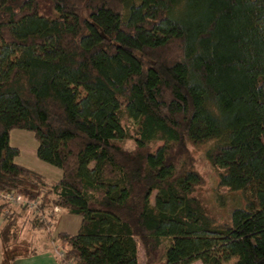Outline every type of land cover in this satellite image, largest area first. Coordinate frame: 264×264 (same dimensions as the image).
Instances as JSON below:
<instances>
[{
    "label": "trees",
    "instance_id": "1",
    "mask_svg": "<svg viewBox=\"0 0 264 264\" xmlns=\"http://www.w3.org/2000/svg\"><path fill=\"white\" fill-rule=\"evenodd\" d=\"M13 130L58 182L15 162ZM189 145L206 146L218 189L248 194L228 221L195 197ZM4 196L80 217L55 237L59 264H138V245L144 264H264V0H0L9 264L20 205Z\"/></svg>",
    "mask_w": 264,
    "mask_h": 264
},
{
    "label": "rangeland",
    "instance_id": "2",
    "mask_svg": "<svg viewBox=\"0 0 264 264\" xmlns=\"http://www.w3.org/2000/svg\"><path fill=\"white\" fill-rule=\"evenodd\" d=\"M81 108L83 110H89V107L85 103L82 104ZM11 145L16 147L20 152L19 156L16 158L17 164L24 165L27 168H31L33 171H36L37 173L44 176L45 179L50 182L51 180L57 179L54 178V175L51 172H59L61 177L60 170L53 168L36 158V149L38 144L31 132L13 130L10 134V146ZM160 145L161 143L154 145L150 151H154ZM123 147L126 149H133L134 143L130 140H127L123 143ZM205 149V145L198 147L189 145V151L191 152L194 159V168L203 179V184L196 188L194 195L201 201V203L204 205L207 212L211 216L215 217L220 222L228 221L231 211L237 209V207L239 206H243L248 198V194L230 193L226 189L217 188V173L207 161L205 156ZM17 204L20 205V207L23 209H21L20 207L14 208L15 206H12L9 207L8 210H12L13 216L16 217L15 225L10 233L12 244L17 242V244L22 245L23 248L26 249L28 246L30 247L31 244L34 248L33 243L41 239L54 241L56 237L53 228L55 222L56 224L58 223L59 229V231L55 230L56 233H66L71 235L77 233L81 221L80 217L78 216L69 215L65 212H60L58 209H53L52 214L54 216L50 214L52 216V218H50L49 213L48 215L43 214V216H40V212L38 213L36 210V201L29 202L21 200L16 203V205ZM6 214L9 215L10 212ZM0 223H2V225L4 224L3 217H0ZM39 224L42 225L39 226ZM0 248L2 249L1 243ZM54 251L56 256L57 252H60L57 246ZM19 253H22V251H20ZM57 258L59 257L57 256ZM137 260L138 264H144L145 262L144 252L140 245H138ZM192 264L202 263L199 261H195Z\"/></svg>",
    "mask_w": 264,
    "mask_h": 264
},
{
    "label": "crops",
    "instance_id": "3",
    "mask_svg": "<svg viewBox=\"0 0 264 264\" xmlns=\"http://www.w3.org/2000/svg\"><path fill=\"white\" fill-rule=\"evenodd\" d=\"M10 134H11V132H10ZM12 147H14V146H12ZM14 148H16V147H14ZM15 162H17L16 159H15ZM22 166H24V165H22ZM24 167H26V166H24ZM28 169L32 170L31 168H28ZM34 172H36V171H34ZM51 173L54 175V178H57L54 180L50 179L51 182L52 183L58 182L61 178L59 172H51ZM1 225H2V223H0V227H1ZM79 226H80V224H79ZM53 228H54L55 235L59 234V233H56V231H59L58 223L56 224V222H55ZM78 229H79V227H78ZM0 243H1V241H0ZM28 244H30V243H28ZM33 245H34V248H37V249H34L32 247V244L30 247L28 246L25 249V248H23L22 245L17 244V242L14 243L15 249L20 248L21 250H23V252H24V250H26V251L24 253L23 252L20 253V255L18 254V256L15 257L9 264H59L58 258L55 255V251H54L56 249V244L53 240L41 239V240L35 241L33 243ZM1 247H2V244H1ZM2 256H3V250L0 248V264H3Z\"/></svg>",
    "mask_w": 264,
    "mask_h": 264
},
{
    "label": "built area",
    "instance_id": "4",
    "mask_svg": "<svg viewBox=\"0 0 264 264\" xmlns=\"http://www.w3.org/2000/svg\"><path fill=\"white\" fill-rule=\"evenodd\" d=\"M5 199H8V200H12L14 201L15 203H18L20 200L19 197H15V198H11V197H8V196H4ZM57 256L60 258L62 257V253L61 252H57Z\"/></svg>",
    "mask_w": 264,
    "mask_h": 264
}]
</instances>
